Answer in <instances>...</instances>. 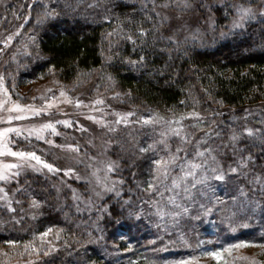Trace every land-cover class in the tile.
<instances>
[{
  "label": "rangeland",
  "instance_id": "374dc122",
  "mask_svg": "<svg viewBox=\"0 0 264 264\" xmlns=\"http://www.w3.org/2000/svg\"><path fill=\"white\" fill-rule=\"evenodd\" d=\"M36 1H28V10ZM143 1L156 7L164 29L166 24L180 38L198 41L214 30L215 6L227 4L232 13L226 29L220 31L222 37L264 16V0H188L189 7H184V0ZM0 2V7L5 5L3 0ZM238 9L249 11L244 14ZM21 33L22 26L1 17L0 173L7 178L0 179V211L9 215L16 210V204L27 205V210L36 209L38 203L34 200L26 203L17 199L18 188L14 184L18 176L37 174L51 184L54 204L67 207L64 220L95 212L109 195L116 198L123 194L127 195L125 203L133 194L136 199L125 205L134 206L133 210L144 219L149 216V221L163 231L178 230L181 221L191 217L188 229L192 232L194 221L198 225L195 244L185 243L179 250L183 255L167 264H264V227L258 231L263 237L258 242L244 239L245 234L238 238L257 215L258 200L239 180L248 181L249 186L257 183L248 179L250 155L244 141L252 135L264 136V100L237 109L221 106L214 113L206 110L165 114L128 105V93L111 86L100 89L93 75H82L71 84L62 83L55 76L26 80L21 77L22 72L11 70V65L29 53L30 41ZM6 128L13 131L4 133ZM162 133L166 134L171 152L182 149L173 176L180 174L179 164L184 159L202 164L198 175L206 177L205 182L192 188L189 178L188 193L183 186L174 191H168L164 184L148 188L152 161L167 154L160 143ZM149 145L155 147L140 151ZM12 152L34 153L39 160L27 155L13 156ZM197 152L203 156H197ZM226 160L229 163L225 164ZM127 161L131 163V188L121 176L127 170ZM109 164L113 165L111 172L107 169ZM220 175L223 179H216ZM165 184L170 185L171 178ZM215 218L221 220L220 226L219 222L214 223ZM170 227L172 230H168ZM58 234L54 229L42 234L45 249H55ZM97 234L108 249L105 237ZM125 238L119 229L118 243ZM19 261L17 258L13 264H23Z\"/></svg>",
  "mask_w": 264,
  "mask_h": 264
},
{
  "label": "trees",
  "instance_id": "16d2710c",
  "mask_svg": "<svg viewBox=\"0 0 264 264\" xmlns=\"http://www.w3.org/2000/svg\"><path fill=\"white\" fill-rule=\"evenodd\" d=\"M3 1L0 19L22 26L21 35L30 41L29 53L11 65L26 80L55 76L71 84L93 75L100 89L128 93V105L165 114L214 113L221 106L237 109L264 100V16L222 37L232 13L227 4L215 6L214 30L198 41L180 38L166 24L164 29L156 7L143 0H38L29 10L30 0ZM252 136L244 142L248 179L257 183L239 182L258 200L257 215L238 238L245 234L244 239L258 242L264 227V136ZM130 164L121 176L131 188ZM15 180L17 199L38 205L27 210L16 204L9 215L0 211V264L17 258L23 264H167L183 255L185 243L195 244L198 225L194 221L192 232L188 229L191 217L180 229L163 231L125 205L136 199L133 194L129 203L127 195H109L95 212L64 220L68 209L54 204L47 179L32 174ZM53 229L59 231L56 247L45 249L42 234ZM119 229L126 237L120 243Z\"/></svg>",
  "mask_w": 264,
  "mask_h": 264
},
{
  "label": "snow or ice",
  "instance_id": "6c2138e0",
  "mask_svg": "<svg viewBox=\"0 0 264 264\" xmlns=\"http://www.w3.org/2000/svg\"><path fill=\"white\" fill-rule=\"evenodd\" d=\"M188 0H184V7H189ZM238 11L247 14L249 10L247 9H238ZM243 18V17H242ZM63 95V93H62ZM19 108V106H16ZM21 117H16V119H20ZM12 117H9V120H11ZM44 127H51V125H45ZM13 131V129H4V133ZM179 135V133H176ZM0 135H3V133H0ZM166 134L162 133L161 134V141L160 143L163 145V151H166V156H160L158 159H154L152 161L154 168L152 169L153 175L151 177V180L148 182V188L153 189L157 188L159 184H164L165 188L168 191H174L176 189H180L183 186V191L185 193L189 192L188 184H189V178L191 182V187L195 188L197 184L204 183L206 177H201L198 175V171L202 168V164L195 162V160H187L184 159L180 164V174L179 175H172V170L173 167L177 166V161L180 160L181 158L178 156V153L182 151L181 148H177L176 152H171L169 149V146L167 144V141L165 139ZM154 145H149L148 148H141V152L148 151L149 149L154 148ZM11 155L13 156H19V157H24V156H30L36 160H39V157L35 156L34 153H24V152H12ZM197 156H203V153L197 152ZM49 169H51V165H45ZM8 167H15V165H10ZM107 169L109 172L113 171V165L109 164L107 166ZM231 171L235 172L236 169H231ZM7 177L4 176L2 173H0V179H6ZM169 178H171V184H165V181H168ZM216 179H223V176H217ZM153 181L155 183H153ZM111 190V189H109ZM178 194V193H177ZM172 199V198H170ZM264 247V245H261ZM212 255H216L215 253H212ZM253 264H259L257 261H253Z\"/></svg>",
  "mask_w": 264,
  "mask_h": 264
}]
</instances>
